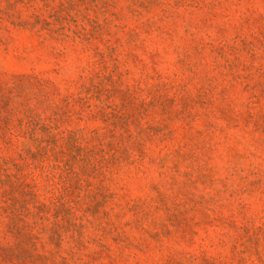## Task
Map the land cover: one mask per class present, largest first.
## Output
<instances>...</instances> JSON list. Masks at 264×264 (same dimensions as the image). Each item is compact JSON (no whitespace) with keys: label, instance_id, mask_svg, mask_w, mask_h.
Wrapping results in <instances>:
<instances>
[{"label":"rangeland","instance_id":"374dc122","mask_svg":"<svg viewBox=\"0 0 264 264\" xmlns=\"http://www.w3.org/2000/svg\"><path fill=\"white\" fill-rule=\"evenodd\" d=\"M0 264H264V0H0Z\"/></svg>","mask_w":264,"mask_h":264}]
</instances>
